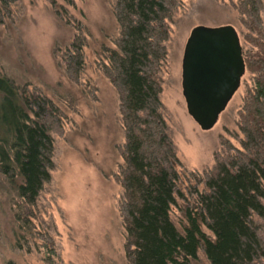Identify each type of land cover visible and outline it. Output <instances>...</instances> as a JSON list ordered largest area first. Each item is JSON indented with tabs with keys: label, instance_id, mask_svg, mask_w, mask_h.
<instances>
[{
	"label": "rangeland",
	"instance_id": "1",
	"mask_svg": "<svg viewBox=\"0 0 264 264\" xmlns=\"http://www.w3.org/2000/svg\"><path fill=\"white\" fill-rule=\"evenodd\" d=\"M245 5L244 0H182L172 18L167 58L160 72L162 112L186 169L185 178L206 182L207 190L201 195L217 196L220 191L219 202L210 204V212L217 216L234 198L222 181L237 173L242 157L255 158L256 145L247 134L245 152L239 157L232 155L226 139L232 144L242 139L237 123L243 117L241 109L248 113L256 103V88L261 91L256 94L264 116V82L253 77L264 71V0L259 16ZM113 7L114 0H72L71 5L63 0H18L0 20V72L45 94L61 113V130L52 133L51 179L38 197L33 220L37 232L53 239L60 264H128L119 212L122 189L117 181L124 129L119 95L100 67L101 50L113 48L119 37ZM57 9L61 18L55 14ZM223 25L232 26L238 34L245 73L216 125L203 132L187 114L181 94L183 49L194 27ZM75 37L85 42V67L77 81L68 79L63 65L64 51ZM251 126L252 122L248 131ZM258 179L264 188V173ZM256 194L248 201L241 194L240 212L224 220L220 234L208 245L214 264H237V232L264 252V192ZM176 196L179 207L183 192ZM211 221L209 217L207 223ZM15 226L9 206L0 198V264H44L42 250L27 252L15 246Z\"/></svg>",
	"mask_w": 264,
	"mask_h": 264
},
{
	"label": "trees",
	"instance_id": "2",
	"mask_svg": "<svg viewBox=\"0 0 264 264\" xmlns=\"http://www.w3.org/2000/svg\"><path fill=\"white\" fill-rule=\"evenodd\" d=\"M17 1L0 0V20ZM63 1L72 4V0ZM244 1L259 16L261 0ZM181 5L182 0H114L119 37L113 48L100 52L101 71L119 95L124 129V142L118 148L123 163L117 181L122 189L119 212L128 264H202V260L214 264L208 255L210 242L220 234L224 220L240 212L237 201H244L241 194L248 201L264 192L258 179L264 173V116L257 88L251 110L245 113L241 109L243 117L237 126L242 139L237 144L226 139L232 155L238 157L245 152V134L256 145L255 158L245 156L244 164L242 157L237 173L222 181L234 196L231 205L218 216L212 214L210 204L219 202L220 191L217 196L201 195L207 190L206 182L185 178L187 172L169 136L160 101L166 43L172 18ZM55 14L61 18L58 9ZM84 44V39L75 37L64 51V74L70 80L77 81L84 70ZM253 77L264 82V71ZM28 87L0 72V198L16 224L15 246L27 252L38 248L44 252V264H60L53 239L37 232L33 220L38 197L51 179L52 133L61 130V113L49 97ZM251 122L253 129L248 131ZM179 190L184 198L178 207ZM234 236L237 264H264V252L256 242L239 232Z\"/></svg>",
	"mask_w": 264,
	"mask_h": 264
},
{
	"label": "water",
	"instance_id": "3",
	"mask_svg": "<svg viewBox=\"0 0 264 264\" xmlns=\"http://www.w3.org/2000/svg\"><path fill=\"white\" fill-rule=\"evenodd\" d=\"M244 73L240 40L232 26H196L190 31L181 60V94L201 131L216 125Z\"/></svg>",
	"mask_w": 264,
	"mask_h": 264
}]
</instances>
